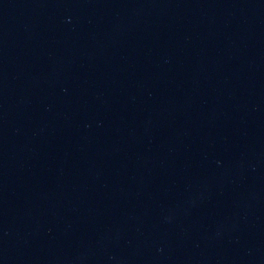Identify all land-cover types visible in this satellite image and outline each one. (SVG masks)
I'll list each match as a JSON object with an SVG mask.
<instances>
[{"label": "water", "instance_id": "95a60500", "mask_svg": "<svg viewBox=\"0 0 264 264\" xmlns=\"http://www.w3.org/2000/svg\"><path fill=\"white\" fill-rule=\"evenodd\" d=\"M0 264H264V0H0Z\"/></svg>", "mask_w": 264, "mask_h": 264}]
</instances>
